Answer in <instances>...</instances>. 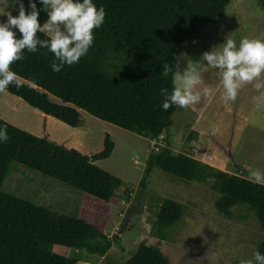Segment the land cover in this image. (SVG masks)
Instances as JSON below:
<instances>
[{
    "label": "trees",
    "instance_id": "obj_1",
    "mask_svg": "<svg viewBox=\"0 0 264 264\" xmlns=\"http://www.w3.org/2000/svg\"><path fill=\"white\" fill-rule=\"evenodd\" d=\"M232 0H93L106 10L104 23L94 30V43L79 63L54 72V54L47 49L24 52L11 68L24 87L6 91L31 107L72 127L81 125L80 110L151 140L168 132L178 106L163 110L161 89L172 90L179 46L193 42L206 23L217 22ZM264 9V0H257ZM40 22L47 20L36 0ZM28 11H31L28 10ZM18 37L20 33H17ZM46 38L43 33L38 34ZM173 72L165 78L163 64ZM9 139L0 141V264H77L86 253L105 256L113 245L106 234L110 208L120 200V177L95 161L111 156L115 143L109 134L103 149L87 155L52 139L39 137L0 118ZM198 133L187 137L192 141ZM149 153L141 185L158 167L185 181L206 183L219 194L217 211L231 217L241 207L254 214L263 236L257 251L264 254V186L230 173L169 144ZM16 161L84 193L75 216L50 209L5 192L3 183ZM184 204L166 197L156 211L153 227L164 237L167 228L183 217ZM54 245L68 254L52 251ZM158 244L141 241L133 256L120 264H170Z\"/></svg>",
    "mask_w": 264,
    "mask_h": 264
},
{
    "label": "rangeland",
    "instance_id": "obj_2",
    "mask_svg": "<svg viewBox=\"0 0 264 264\" xmlns=\"http://www.w3.org/2000/svg\"><path fill=\"white\" fill-rule=\"evenodd\" d=\"M29 0H24L27 10ZM13 15L18 10L10 9ZM6 16H0L5 20ZM18 33V30H17ZM230 36L239 44L244 37L264 38V9L257 0H232L217 21L204 24L197 38L179 46L177 71L181 74L191 64L201 74L197 91L211 87L214 95L203 97L189 108L178 107L172 126L158 140H151L80 110L81 125L72 127L52 116L49 118L25 101L0 92V118L39 137L52 139L69 148L92 155L103 149L106 134L115 143L106 159L95 161L99 167L122 180L120 200L110 208L106 234L113 240L105 256L86 253L77 264H120L145 240L158 244L170 264H240L252 258L263 231L254 214L241 207L231 217L215 207L219 194L206 183L185 181L158 167L141 185L146 160L156 146L169 144L174 152H185L231 173L248 177V169L264 171V101L257 98L264 89L245 85L237 100L223 102L221 75L202 60L204 52L219 49ZM260 104L258 108L257 105ZM194 131L198 137L188 140ZM2 189L56 214L75 216L84 193L16 161L10 165ZM166 197L184 204L182 219L167 228L165 236L156 233V211ZM52 251L68 254L69 248L54 245Z\"/></svg>",
    "mask_w": 264,
    "mask_h": 264
},
{
    "label": "clouds",
    "instance_id": "obj_3",
    "mask_svg": "<svg viewBox=\"0 0 264 264\" xmlns=\"http://www.w3.org/2000/svg\"><path fill=\"white\" fill-rule=\"evenodd\" d=\"M43 10L47 12V20L40 22L41 9L36 0H29L28 11L24 0H0V92L10 85L17 89L24 87L23 80L12 70L11 66L25 58L24 52L36 53L39 49H47L54 54L51 68L60 72L65 65L79 63L81 57L88 54L94 43V30L104 23L106 10L97 7L93 0H41ZM18 10L13 15L12 10ZM17 30L20 36L17 35ZM43 33L46 38L38 34ZM202 60L212 68L218 69L221 75L223 102H235L245 85L252 84L255 90L264 89V38L244 37L237 42L230 36L219 48L204 52ZM172 67L163 64L162 75L167 78ZM202 84L201 74L189 65L183 74L176 71L172 75V90L161 89L164 97L163 110L173 105L189 108L200 103L202 96L214 95L211 87H204L202 92L197 86ZM264 101V93L257 98ZM260 107V104L257 105ZM9 139L6 127L0 128V141ZM248 180L264 186V171L248 169ZM240 264H264V254L256 251L252 258L241 260Z\"/></svg>",
    "mask_w": 264,
    "mask_h": 264
},
{
    "label": "crops",
    "instance_id": "obj_4",
    "mask_svg": "<svg viewBox=\"0 0 264 264\" xmlns=\"http://www.w3.org/2000/svg\"><path fill=\"white\" fill-rule=\"evenodd\" d=\"M46 117L47 118H49L50 116L49 115H46ZM218 167V166H217ZM220 168V167H219ZM221 169H223V168H221ZM225 170V169H224ZM226 171H228V170H226ZM229 172V171H228ZM231 173V172H230ZM237 174V173H236Z\"/></svg>",
    "mask_w": 264,
    "mask_h": 264
},
{
    "label": "built area",
    "instance_id": "obj_5",
    "mask_svg": "<svg viewBox=\"0 0 264 264\" xmlns=\"http://www.w3.org/2000/svg\"><path fill=\"white\" fill-rule=\"evenodd\" d=\"M156 150H158V147L156 148Z\"/></svg>",
    "mask_w": 264,
    "mask_h": 264
},
{
    "label": "water",
    "instance_id": "obj_6",
    "mask_svg": "<svg viewBox=\"0 0 264 264\" xmlns=\"http://www.w3.org/2000/svg\"><path fill=\"white\" fill-rule=\"evenodd\" d=\"M45 138H47V136Z\"/></svg>",
    "mask_w": 264,
    "mask_h": 264
}]
</instances>
